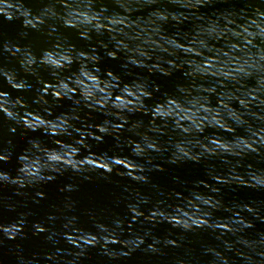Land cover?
<instances>
[{
  "label": "water",
  "instance_id": "95a60500",
  "mask_svg": "<svg viewBox=\"0 0 264 264\" xmlns=\"http://www.w3.org/2000/svg\"><path fill=\"white\" fill-rule=\"evenodd\" d=\"M0 264H264V0H0Z\"/></svg>",
  "mask_w": 264,
  "mask_h": 264
}]
</instances>
